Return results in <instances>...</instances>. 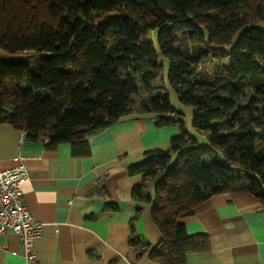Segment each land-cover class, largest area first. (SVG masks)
<instances>
[{
  "label": "trees",
  "instance_id": "1",
  "mask_svg": "<svg viewBox=\"0 0 264 264\" xmlns=\"http://www.w3.org/2000/svg\"><path fill=\"white\" fill-rule=\"evenodd\" d=\"M0 49L36 52L0 60V123L46 138L49 149L67 143L87 156L91 133L132 114L179 128L166 149L128 167L142 177L131 197L151 203L161 234L151 260L185 264L208 251L207 235L188 234L181 218L211 196L243 190L264 200V0H0ZM161 58L208 146L188 135L182 111L155 83ZM129 227L140 256L149 245L134 235L133 219Z\"/></svg>",
  "mask_w": 264,
  "mask_h": 264
},
{
  "label": "crops",
  "instance_id": "2",
  "mask_svg": "<svg viewBox=\"0 0 264 264\" xmlns=\"http://www.w3.org/2000/svg\"><path fill=\"white\" fill-rule=\"evenodd\" d=\"M179 132L132 114L91 133L89 155L74 156L69 144L49 149L44 137L19 144L20 130L0 123V169L24 162V203L42 223L35 259L24 257L18 235L0 233V264H159L149 258L161 239L152 205L131 197L142 177L128 167L147 150L166 149ZM131 219L134 235L149 245L140 256L127 242ZM181 221L188 234L209 239L208 251L188 254L185 264H264V200L251 193L213 195Z\"/></svg>",
  "mask_w": 264,
  "mask_h": 264
},
{
  "label": "built area",
  "instance_id": "3",
  "mask_svg": "<svg viewBox=\"0 0 264 264\" xmlns=\"http://www.w3.org/2000/svg\"><path fill=\"white\" fill-rule=\"evenodd\" d=\"M25 137V131L20 130L18 143ZM27 180L28 171L22 160L14 167L0 169V233L18 235L24 257L35 259L33 240L40 235L42 223L24 203L22 185Z\"/></svg>",
  "mask_w": 264,
  "mask_h": 264
},
{
  "label": "rangeland",
  "instance_id": "4",
  "mask_svg": "<svg viewBox=\"0 0 264 264\" xmlns=\"http://www.w3.org/2000/svg\"><path fill=\"white\" fill-rule=\"evenodd\" d=\"M238 34L234 36V39H236ZM175 37L177 39V45L179 47H184L187 45V42L185 41L184 37L180 33H176ZM150 39L154 42V46L156 47V31H152L150 34ZM36 55L35 51L27 50V51H21V52H7L0 49V60L4 62H21L25 60H30ZM162 63V69L159 72V76L155 80V83H159L162 86V89L168 94V99L172 107H174L176 110L182 111V120L184 121L185 130L187 131L188 135L196 139V144L199 146H208V139H207V133L204 131H197L193 128L191 121H192V115H191V106L190 105H183L180 104V102L177 100L176 94L174 91L168 86L166 82V74L168 69V63L165 59H160ZM207 65H210V62H207L205 64V67ZM23 86H26V82L22 83ZM141 96H136L134 98L135 105L138 104L140 101ZM176 157L173 155L172 157V163H174ZM216 160L219 162L224 163L223 156L220 152L217 153ZM232 171L234 174L241 173L242 170L238 167L232 166Z\"/></svg>",
  "mask_w": 264,
  "mask_h": 264
}]
</instances>
